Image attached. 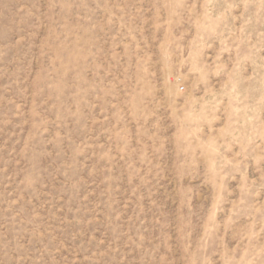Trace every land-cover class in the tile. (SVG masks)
Instances as JSON below:
<instances>
[{
  "label": "rangeland",
  "instance_id": "obj_1",
  "mask_svg": "<svg viewBox=\"0 0 264 264\" xmlns=\"http://www.w3.org/2000/svg\"><path fill=\"white\" fill-rule=\"evenodd\" d=\"M0 264H264V0H0Z\"/></svg>",
  "mask_w": 264,
  "mask_h": 264
}]
</instances>
